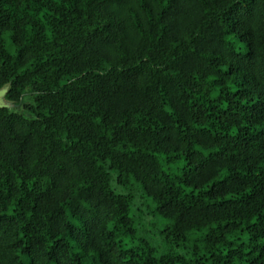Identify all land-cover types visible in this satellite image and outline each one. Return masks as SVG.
Listing matches in <instances>:
<instances>
[{
    "label": "trees",
    "instance_id": "trees-1",
    "mask_svg": "<svg viewBox=\"0 0 264 264\" xmlns=\"http://www.w3.org/2000/svg\"><path fill=\"white\" fill-rule=\"evenodd\" d=\"M5 86L0 264H264V0H0Z\"/></svg>",
    "mask_w": 264,
    "mask_h": 264
},
{
    "label": "rangeland",
    "instance_id": "rangeland-1",
    "mask_svg": "<svg viewBox=\"0 0 264 264\" xmlns=\"http://www.w3.org/2000/svg\"><path fill=\"white\" fill-rule=\"evenodd\" d=\"M7 90V88L3 89L4 94V102H6L5 99V91ZM32 103V98L30 96H25V98L23 99V103L19 106H16L15 108H13V110L15 112L19 111V112H23V106L24 105H30ZM112 187H115V182L112 181L111 182ZM119 192H121L120 190H117ZM139 195V193H137ZM142 216V228L145 231L144 236L150 241V244H152V246H154L157 250L158 253L163 252L164 250V246L162 244V241L160 239L159 236V230L161 229L162 225L161 223H159L158 221L154 220L151 216L149 215H145L144 213L141 214ZM151 224H154L153 226Z\"/></svg>",
    "mask_w": 264,
    "mask_h": 264
},
{
    "label": "water",
    "instance_id": "water-1",
    "mask_svg": "<svg viewBox=\"0 0 264 264\" xmlns=\"http://www.w3.org/2000/svg\"><path fill=\"white\" fill-rule=\"evenodd\" d=\"M7 88V90L5 91L7 93L8 91V86H5L3 88L0 89V108H7L8 110H13V108H15L16 106L9 103L8 101L4 102V97H3V94H4V91L3 89ZM5 93V95H6Z\"/></svg>",
    "mask_w": 264,
    "mask_h": 264
}]
</instances>
